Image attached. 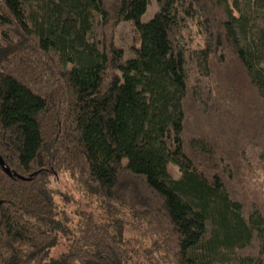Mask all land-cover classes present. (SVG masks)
Here are the masks:
<instances>
[{"label": "trees", "instance_id": "obj_1", "mask_svg": "<svg viewBox=\"0 0 264 264\" xmlns=\"http://www.w3.org/2000/svg\"><path fill=\"white\" fill-rule=\"evenodd\" d=\"M155 1L0 0V264H264V0ZM59 173L104 216L72 225Z\"/></svg>", "mask_w": 264, "mask_h": 264}, {"label": "rangeland", "instance_id": "obj_2", "mask_svg": "<svg viewBox=\"0 0 264 264\" xmlns=\"http://www.w3.org/2000/svg\"><path fill=\"white\" fill-rule=\"evenodd\" d=\"M147 1L148 6L146 12L141 17L142 22L147 21L158 10L155 0ZM228 1L230 3L232 2V0ZM113 40L116 46L123 51L124 58L127 60V67L118 71V75L120 77L121 86L128 87L130 76L139 74L134 53V46H136L137 43L136 33L134 32L132 25L127 21H120L113 30ZM192 40L195 42L201 40L200 37L196 35L194 29L192 32ZM261 65L264 67V62L261 63ZM168 168L174 178L179 177L180 172L176 166L169 164ZM50 188L54 192L53 194L57 209L59 212L64 213L67 216V219L72 225H75L78 220L76 213L78 210L90 211L97 218H102L104 216V214L101 215L102 209L99 206L98 200H96L94 196L89 197L86 194L84 187L80 183L69 178L66 173H59L52 176L50 178ZM125 234L129 239L131 246L134 245L136 248H143V246H146L147 242L145 241V235H143V231L139 227L134 226L132 230ZM64 246L65 240L59 238L57 246L51 251V256L58 255L63 251ZM137 255L141 256L142 254L140 252ZM137 255L132 254V262L130 261L129 264H149L142 256L141 258L144 259V262L138 263L141 258Z\"/></svg>", "mask_w": 264, "mask_h": 264}, {"label": "water", "instance_id": "obj_3", "mask_svg": "<svg viewBox=\"0 0 264 264\" xmlns=\"http://www.w3.org/2000/svg\"><path fill=\"white\" fill-rule=\"evenodd\" d=\"M0 165L3 168L4 172L6 174L10 175V170L7 167L4 166L3 161L1 160V158H0Z\"/></svg>", "mask_w": 264, "mask_h": 264}]
</instances>
